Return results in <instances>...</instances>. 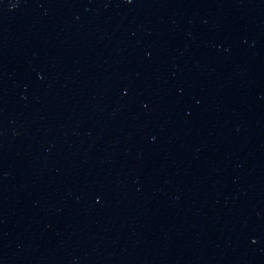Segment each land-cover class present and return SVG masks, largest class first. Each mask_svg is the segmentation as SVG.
<instances>
[{
  "label": "water",
  "instance_id": "95a60500",
  "mask_svg": "<svg viewBox=\"0 0 264 264\" xmlns=\"http://www.w3.org/2000/svg\"><path fill=\"white\" fill-rule=\"evenodd\" d=\"M0 264H264V0H0Z\"/></svg>",
  "mask_w": 264,
  "mask_h": 264
}]
</instances>
